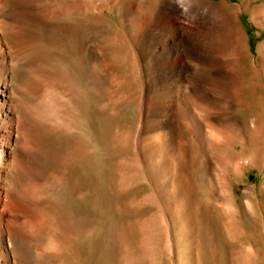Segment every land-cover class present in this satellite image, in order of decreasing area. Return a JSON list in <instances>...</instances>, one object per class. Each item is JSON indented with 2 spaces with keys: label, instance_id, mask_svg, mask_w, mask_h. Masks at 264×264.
<instances>
[{
  "label": "bare ground",
  "instance_id": "6f19581e",
  "mask_svg": "<svg viewBox=\"0 0 264 264\" xmlns=\"http://www.w3.org/2000/svg\"><path fill=\"white\" fill-rule=\"evenodd\" d=\"M113 1L115 2V0ZM113 1L110 2L111 5H113ZM256 1L257 0H242V3L235 6L229 5L224 1L211 2L209 0H155L153 2L154 7H152V10L148 9L150 14V18H148L149 25L146 31H144V33L147 32L146 34H148V36H146L148 40H150L152 53L149 52L150 54H145V56L149 61L148 74L150 75V79L157 83L162 90L160 97L162 101L157 118L154 116L156 113L153 105V114H151L153 118L147 123L146 116L149 106H146V76H143L145 61L143 62L141 51L137 48L139 37L138 40L130 39L121 32H112L109 38L106 37L107 39L105 40L102 39L103 36L100 33L99 35H101L102 38H100L101 36L99 37L98 34L97 36L90 35L89 33H85L83 37L80 36L84 43L83 46L81 45L84 47L82 48V50L84 49V60L88 66V73L92 80H89L92 82L91 87L100 86L107 94V100L103 104V107L110 106L116 109L118 105L125 103L128 98H130V95L127 93L132 92L125 88L129 85V80L132 79L130 75L135 73L139 77L138 83H136L137 85L134 83L137 87L136 102H133V104L136 103L134 119L136 123L135 128H133L132 131L125 129V131H123L121 130L123 128L122 125L119 127L118 123H116L117 127L120 128L119 130L117 127L113 129L112 124L106 136L107 147H111V154L116 157V160L118 159L116 161L117 169L114 168L117 170L118 179L116 181L113 179L110 180H112L113 184L120 190L126 189L132 180L141 179L143 177L141 161L142 156H145L144 147H147L150 151L160 150L162 162H160L159 166L156 165V174L160 178V183L165 188L168 197L180 206L177 217L178 227L180 226L183 228L184 232L181 233L183 237H181L182 242L180 240L179 244H183L182 247L186 249L181 253L179 259L180 264L184 262L195 264L196 262L195 254L198 247L197 240L199 238V235L197 238L199 230L197 232L196 225L198 226L199 223L198 221L196 223L198 211L195 202V191L197 183L201 186L206 184L203 183L208 176V172L209 170L212 171L215 165L216 167L214 168L218 171H214L215 174L219 172L223 173L220 174L218 182L215 177V182H217V184L210 183L209 186L215 191H217L216 189L220 190V193H222L224 209L220 218L222 219L220 220V222L222 221L221 227L227 238L231 241H236L240 236H243L242 230L240 231L239 228V230L237 229L235 225L236 221H234L233 218L238 207L232 193L230 180L228 177H223V174L229 172V169L227 165L221 163L223 161L221 159L222 157H217L213 151H216L215 153L217 154V151H219L220 154H224L222 151L228 150L227 148H231L237 143L245 148L243 153L237 156L233 154V156H236H234L236 159L239 158L240 155H248L247 157L245 156L246 158L244 157V159H235L236 163L234 164V170L237 171V173L245 163H247V165L257 166L264 160V41L260 42L254 52H252L248 43L249 41H247L244 34L245 31H243L239 22L240 16L247 13L252 22L264 32V0L257 4L255 3ZM97 2V4L95 3L96 5L102 3L99 1ZM106 4L108 5V3ZM94 6H92V0H0V264H58L62 258L61 256L67 249V247L64 249V245L68 240L77 238V235L80 233L89 236V230L91 229L89 226H85V223L79 219V221H75V216H73L75 219L72 218L69 210L68 214L64 212L63 208H66L65 211L68 209L64 206H69L70 203L68 204L63 200L64 202H62L67 204L65 205L58 201L57 194L60 189H63V185L66 184V174L64 173L65 162H62L63 159L61 160L60 157H58L60 154H57L61 148L58 151L53 148L54 152L56 151L55 153L53 152L54 154L52 152L49 153L48 150V154H46V152H44L46 149H43L45 145L44 140L51 135L58 137L61 134H68L71 140L74 141L76 147L81 148H85V142L87 140L84 136L85 131L81 127V115L84 113L80 115V111L77 109L80 105L79 97L81 89L75 85L76 83L73 82L70 77L69 61L68 63L65 62L66 58H64V60L63 57H61L62 55H59L60 52H66V47L62 51L59 50L61 49L60 47H64L67 44L61 45L60 47L58 45L60 48L59 50L54 47L55 45H52L53 48L50 45L52 42L48 44L44 40L43 29L46 28L47 21L50 19H56L66 14L84 15L93 18L98 17L101 15V12H96ZM120 7L119 9L122 12V16L129 18L130 22L136 24V26L139 21L143 20L144 11H146L145 9L147 8L146 2L143 0H126ZM159 9L161 10V15L158 14ZM145 14L148 16V13ZM172 20H176V22ZM83 22L86 23L84 20ZM52 23L53 22H51V24ZM69 27H71V25ZM72 27L74 28V26ZM77 27L75 25V28L79 31L82 28L80 26L81 28L79 29V24ZM154 28H157V31H155ZM68 30L69 33L70 28ZM61 31L63 34L67 32ZM83 31H86V29ZM142 32L143 30H141V33ZM70 33H73V30H71ZM76 33L72 35L75 37L77 35ZM78 34L80 35V32ZM65 35H67V33ZM73 43H75L73 46H76V42ZM71 45L67 48L72 47ZM81 46L79 43V47ZM132 46L136 48V56L134 59V55L132 56L133 52L130 48ZM159 48H161L160 51ZM155 49H157L156 52ZM73 50L71 53H76ZM179 57H182V59ZM81 68L83 67L81 66ZM16 71L21 73L23 79V83L18 87L16 85L20 82H17V84L15 83V85L12 81L14 79L12 75L15 74ZM72 76H74V78H80L77 76L75 77L73 74ZM83 76L86 77V75H82V77ZM83 80H80V82L85 81ZM124 88L128 91L127 93L124 92ZM130 88H132V86H130ZM97 89L100 90V88ZM17 93H19L18 99L21 97L19 100L17 99L18 101L14 97ZM131 97L134 98L133 96ZM149 100L151 99L147 97V101ZM226 103L229 104L227 109L224 108V104ZM237 110L251 114L252 120H250V126L248 125L249 129L247 131H245L242 126L240 127L235 124L230 125L229 122H227L233 118L231 117L232 113ZM116 112L117 111H115V113ZM112 119V122L116 120L115 117L114 120ZM105 121L107 122V119ZM82 122H84V120ZM228 125L230 127L229 132H231L234 137L232 139L220 138V135H223V132L228 129ZM106 126L109 125L106 124ZM101 129H103V127ZM186 131L192 134V137L197 141L199 147H192L187 157L185 156L186 153H183L186 157V159L184 158L185 160L178 159L177 157L180 152L178 151L179 146L176 145V142L177 140L180 141ZM152 133L153 135H151ZM229 134L230 133H228V135ZM149 135L153 139L152 142L149 140ZM232 135H230V138ZM46 140L49 141V139ZM57 144L59 145V143ZM48 145L50 146L51 144ZM209 145L212 147H208ZM46 146L47 145H45V147ZM60 147H62V145ZM125 147H132L137 152L134 160H128L127 156H125L126 158L123 157L124 155L122 152ZM87 149H89V147ZM90 149H93V146H90ZM229 151H232V149ZM225 153L228 154L229 152L225 151ZM154 159L153 161H155ZM174 160H179V164L174 165ZM153 164L155 166V163ZM100 166L102 167V165ZM114 166H111V168ZM192 168L194 169L195 176L196 174L199 175L196 177V181H194V179L193 181L190 180V178L195 177L189 176ZM14 170H19L21 172L19 175L23 174L26 177V180L24 179L25 181L23 182H27L29 187L26 188L27 185L23 187L24 189L29 188L27 192L35 198V200H30V202H33L32 205L37 207L40 218L43 216L46 219L51 218L53 219L51 221H55L54 223L61 227L65 237L62 244L59 243L57 245V241H55V243L53 237L48 234L50 232L45 231V229L48 230L47 228L43 227V230L41 229L42 226L39 228L36 227L35 222L37 221H33L32 215L28 213V211H22L23 200L21 202L19 201L20 199L18 200L17 198L21 193L19 190L20 187L15 182H18L19 179L13 181L14 178H11L13 172H15ZM233 173L234 174H231L236 175L235 172ZM217 176L219 178V175ZM17 178L18 177H16V179ZM207 180L210 182L209 179ZM21 182L19 181L18 183ZM108 182L109 180L107 183ZM194 182L195 191H193L192 188V183ZM19 185L21 186L22 184ZM113 188L116 187L114 186ZM205 189H207L206 185ZM214 195L212 194V198ZM114 196L117 197L116 195ZM70 197L67 199L68 201ZM152 198L153 200H151ZM72 199L75 202V199ZM145 200L147 202L151 200L152 203L154 201L157 203L154 197ZM145 200H139V205L141 204L140 202L143 203ZM254 202H251V204L248 202L250 206L245 203V206L254 207L256 201L254 200ZM152 203L150 202V204ZM252 203L255 205L252 206ZM131 204H129V206H131ZM136 204H138V201ZM24 205L26 204L24 203ZM133 205H135L134 202ZM29 206L31 207L30 204ZM25 208L27 207L25 206ZM253 210L257 209L255 208ZM217 211L220 213L219 210ZM239 211L241 210L239 209ZM157 212L160 213L159 211ZM111 221L109 223H111ZM119 221L120 220H118V222ZM150 221L148 220V222H146L145 220V223H147V225L149 224V227L155 224V222L150 224ZM158 221L156 220L157 224L160 223ZM144 226L143 224L142 228ZM109 227H114V225ZM145 229L146 228H144V230ZM150 229H153V227ZM161 229H163V226ZM154 230L156 229L154 228L153 231ZM113 231L114 229L112 232ZM176 231L177 230H175V232ZM113 233L115 234V232ZM92 234H94V232ZM168 234L170 233H167V236ZM157 238L162 242V237L158 236ZM148 241L149 240H147V242ZM127 242L129 246L125 243V245L123 244L124 248L130 247L128 240ZM144 244L145 242H143V245ZM108 245L109 243L107 246ZM152 245H154V242ZM160 247L159 249H162V247ZM170 249L171 248H169V250ZM126 250L129 252L123 251L124 255L128 253L130 256L132 254L131 252L136 249H130L133 250L130 251L129 248H127ZM147 250L151 251V249L149 250L148 248ZM67 251L70 250L68 249ZM140 252L139 254L137 253V256H135L136 253L134 252L135 257L131 255L129 258V256L126 255L125 260L123 259L124 263L130 264L133 260L132 263H142V261H144L143 257H147V254L146 252H142L144 253L143 256ZM248 252L250 251L236 252V264H253L254 262L251 261V258H249L251 262L247 260V255L250 257L254 252ZM108 256L111 255L109 254ZM157 258H155V260ZM59 264H61V262ZM106 264H110L109 260Z\"/></svg>",
  "mask_w": 264,
  "mask_h": 264
},
{
  "label": "rangeland",
  "instance_id": "374dc122",
  "mask_svg": "<svg viewBox=\"0 0 264 264\" xmlns=\"http://www.w3.org/2000/svg\"><path fill=\"white\" fill-rule=\"evenodd\" d=\"M93 1L94 0H92V6H94L95 3L97 4L98 3L97 1L102 2L98 5L95 4V6H94L96 8V9L94 8V10L96 12L97 11L101 12L100 16L93 18V17L84 16V15L66 14L65 16H61V17L56 18V19H50L51 21L50 20L47 21V26H45L46 28L44 27L45 29H43L44 30V40L46 41V43L50 44L52 42L50 45L51 46L55 45L54 47H56V49H58V50L61 48L59 51L64 50L66 47V49H65L66 52L63 51L62 53L61 52L59 53V51H58V53L60 56L62 55L61 57H63V59L66 58V60L64 59L65 62L68 63V61H69L70 64L68 63V65H69L70 77L72 78L73 82L76 83L75 85H77V87H79L81 89V93H80L81 98L79 97V104L80 105L77 107V109H78V111H80L79 112L80 115L82 113H84L81 115L82 116L81 117L82 118L81 127L85 131L84 136L87 139L85 142V145H86L85 148L86 149L83 147H82L83 149L81 147H76V145L74 144V141L71 140V138L69 137L68 134H61L58 137H54L53 135H51L52 137L49 136V138H46V139H49V141L46 139L44 140V144L47 146L45 147V145L43 144L44 145L43 149H46L45 151L44 150L43 151L46 152V154H48L47 153L48 151H49V153H51V152L53 153L54 150L58 151L61 148V150L57 154H60V156L58 155V157H60L61 160L63 159L62 162H65V165H64L65 172L64 173L66 174L65 175L66 184L64 183L65 185H63V187H62L63 189L59 190L57 197H58L59 203H62L65 205H67L66 203H68V204L70 203L69 206L68 205L64 206V207L68 208L66 211H65L66 208L65 209L63 208L64 212L66 214H68V210H69V213L71 212L70 216H72V218H74L73 216H75V218H76V219L74 218L75 221L80 220V221L85 223V226H89L91 228L89 230L91 232V233L89 232L90 237L84 235V233H80L77 235L78 239L75 238L73 240H68L67 243H65L66 246L64 245V249H65V247H67V249L64 252V254L61 256L62 258H61L60 262H61V264L62 263L63 264H103V263L106 264V262L109 260L110 264H125L124 263L125 256L126 255L129 256V254L126 253L124 255L123 251L129 252L128 250H126L127 248H129V250L130 249H133V250L136 249L135 251L130 250V251H133V252H131L132 254L130 253L132 255V257L137 256L140 251H142L144 253L146 252V254H147V257H146V256H144V253L140 252V254H143V256L145 257V258L143 257L144 261H142V263H132L134 261L133 260L130 264H180L179 259L181 257V253H183L184 250H186V249H184V247H182L183 244H179L180 240L182 242L181 237H183V235H181V233L184 232L183 228H181L180 226L178 227L179 224H178V218L177 217H178V214L180 211V206L177 203L173 202L168 197V194H167L165 188L160 183V181H161L160 178L156 174V165L159 166L160 162H162V157H160V155H162V154H160V150L150 151L147 147H144V149H145L144 155L145 156L144 157L142 156V161H141L143 177L141 179H135L136 181L132 180L131 181L132 183L131 182L129 183L130 185L132 184L131 186L128 184L126 189L120 190L116 185L113 184V181L110 180V179H113L116 181L118 179L117 178L118 173L116 170L117 169L116 168V164H117L116 161L118 159L116 160V157L111 154V151H110L111 147H107L106 136L108 135V131L110 130L109 127L112 124H113L112 125L113 127L112 126L111 127L113 129H116V127H117L116 123H118L119 127H120V125H122L123 128L121 126V128H122L121 130H123V131H125V130L132 131L133 128H135L136 123H135L134 119H135V113H136V111H135V104L136 103L133 104V102H136L135 98H137V87H136L137 84L136 83H138L139 77L135 73H132L130 75V77L132 79L130 78L131 80H129V85L125 88H126V90H128V91L131 90L132 92L126 91L125 88L123 89L124 92H126V93L128 92L127 94L130 95V96L128 95L130 98H128V100L125 103L118 105L116 107L117 110L115 108H111L110 106L103 107V104L107 100V96H106L107 94L105 93V91L100 86L94 87L95 90L97 88H100V90L97 89L96 91L94 90L93 87H91L92 82H90V81H92V80H91L89 73H88L89 72L88 66L84 60V49L82 50V48H84V47H82L84 43L81 40L82 38H80V36L83 37L85 33L86 34L89 33L90 35H97V34L99 35V33H100L103 36V38L101 35H99V37L101 36L100 38L105 40V39L109 38V36L111 35L112 32L124 33V35L128 36L130 39H135V40H138V37H139V42H138L137 48H138V50L140 49L139 51H141L143 62L145 61V63H144V75L143 76H146L145 77V83H146L145 84V95H146L145 97H146V106L147 107L149 106L147 108L148 113L146 116V118H147L146 123L149 122L150 119L152 120V118H153L152 117L153 115H151V114H153L152 113L153 105H154V111L156 113V115H154V116H155V118H157V115L159 113L160 104L162 101V99H160L161 94H162V90L157 85V83H155L154 81H151L150 75L148 74L149 73V70H148V65H149L148 62L149 61H148V58L145 56V54L148 55V54L152 53V50L150 48L151 47L150 40H148V37H147L148 34H146L147 32L144 33V31H146V29L149 25V19L148 18H150L149 17L150 14L148 11L152 10V7H154L153 2L155 0H143L144 2H146L147 8L145 9L146 11H144L143 20L139 21L137 26H136V24L130 22L129 18H126L125 16H122V14H121L122 12L120 11L119 8H121L120 7L121 4L124 3L126 0H124V2H123V0H115V2L113 0H109V1L108 0H102V1L97 0V1H94V3H93ZM111 1H113V5H111V3H110ZM209 1H211V2H222V1H224V2L228 3L229 5H234V6L242 3V0H209ZM260 1H263V0H257L255 3L257 4ZM106 3H108V5ZM114 4H115V6H114ZM102 5H104L106 7H104ZM99 8L102 10H100ZM159 10H158V14L161 13V10L160 11ZM145 13H148V16H146L147 14H145ZM126 19H127V22H126ZM83 20L86 21V23H84ZM88 20H90V21H88ZM172 21L176 22V20H172ZM51 22H53V23L51 24ZM239 22H240V25H241L243 31H245L244 34L247 38V41H249L248 43H249L250 49L252 52H254L257 45L260 42L264 41V32H263V30H261L259 27H257L252 22L249 14H247V13L240 16ZM78 24H79V29L82 27L81 28L82 31L81 30L79 31L77 29ZM68 25L69 26L71 25V27H69ZM75 25L77 28H75ZM72 26H74V28ZM67 27L70 28V32H71V30H73L74 35L77 32L76 34L78 36L76 35L74 37V35H72L73 33H70V32L68 33L69 28H67ZM91 27L94 30H92ZM85 29H86V31H83ZM87 29H89V30H87ZM156 29L157 28H154L155 31H157ZM61 30H63V32H65V31H67V32H65L63 34ZM123 30H124V32H123ZM141 30H143L142 33H141ZM95 31H96V33H95ZM79 32H80V35L78 34ZM92 32H93V34H92ZM60 33H62V34H60ZM66 33H67V35H65ZM45 34H46V36H45ZM70 34H71V36H70ZM61 36H63L64 38ZM72 37H74V38H72ZM69 41H70V43H69ZM67 42L69 43V45ZM73 42H76V46L78 45L77 48H76V46H73V44H75ZM77 42H79L80 46L81 45L82 46L79 47V43H77ZM60 43H62V44H60ZM64 44L65 45L67 44V45L64 47L62 46L63 47V49H62V47H60V46L64 45ZM58 45L60 48L58 47ZM70 45L72 47L67 48ZM74 47L76 49H78V47H79V49L76 50ZM130 48L133 52L132 56L134 55L133 56V59H134L136 56L135 55V53H136L135 49L136 48L133 46ZM67 49H69V50H67ZM72 50L75 51L76 53H74V52L71 53ZM160 50H161V48H159V51ZM156 51H157V49H155V52ZM72 54H74V55H72ZM68 55H69V57H68ZM70 58L72 59V61ZM75 58L77 59V61H80V62H77ZM179 58L182 59V57H179ZM82 62H83V64H82ZM186 63H188V62H186ZM74 64L76 65V68H75ZM79 65H81L83 68H81V66H79ZM119 72L122 73L121 71H119ZM19 73H20L19 71H16L15 74L12 75V78H14L12 80L14 84L15 83L17 84V82L18 83L20 82L17 85L15 84L17 87L23 83L22 82L23 81L22 75H21V73L20 74ZM18 74H19V76H18ZM72 74L75 75V77L77 76L80 78H74V76H72ZM82 75H86V77L85 76L82 77ZM19 77H21V78H19ZM80 80H83L84 82H82V81L80 82ZM146 80H147V82H146ZM76 81H78V82H76ZM130 86H132V88H130ZM83 87H85V88H83ZM259 92H261V91H259ZM18 94L19 93L15 94V96H14L16 100L18 99V96H19ZM84 95H85V97H84ZM131 96H133L134 98H132ZM147 97H148V99H151V100L147 101ZM81 102H83V103H81ZM83 104H85V105H83ZM228 107H229L228 103L224 104L225 109H227ZM103 110H106V111H103ZM115 111H117V112L115 113ZM119 112H120V114H119ZM118 116H119V118H118ZM114 117L116 120H114ZM231 117H233V118H231V120L227 121V122H229L230 125L235 124V125H238L240 127L242 126V128L245 131H247L249 129L248 127L250 126V120H252L251 114H249L248 112L246 113L245 111L243 112V111L237 110L236 112L232 113ZM106 119H107V122L105 121ZM111 119L114 120L115 122L114 121L112 122ZM83 120H84V122H82ZM104 121L109 126H106L105 123L103 124ZM114 124H115V126H114ZM84 125L87 128H85ZM102 127H103V129H101ZM119 127H117V129ZM139 128H140V126H139ZM141 128H142V125H141ZM227 128L228 129H226V131L223 132V135L221 134L222 136L219 134L220 138L224 137L227 139H232L234 137L232 135V133L229 132L230 131L229 125ZM119 130H120V128H119ZM228 133H230V134L228 135ZM64 135H65V137H64ZM151 135H153V133ZM230 135H232L231 138H230ZM51 139H52V142H51ZM149 140H150V142H152L153 139L151 136H150ZM55 143L56 144L59 143V145L60 146L62 145V147H60L58 144L56 145ZM48 144H51V145L49 146ZM176 145L179 146L178 151L180 152L178 154V157H177L178 159H184V158L186 159L187 154H188L189 150L192 149V147L193 148L196 146L199 147L197 144V141L194 140V138L192 137V134L189 133L188 131L185 132L184 136L181 137L180 141L177 140ZM56 146H58V147H56ZM90 146H93V149H90ZM63 147H64V149H63ZM88 147H89V149H87ZM208 147H212V146L209 145ZM32 148H34V147H32ZM47 148H49V149H47ZM51 148H52V150H51ZM53 148H54V150H53ZM227 149L228 150H225V151H228L229 152L228 154H231V155H228L227 153H225V151H222V152H224V154L223 153L220 154L219 151H217L218 154L215 153L216 151H213V152L215 155H217V157L218 156L220 158L222 157L221 159L224 162L222 161L221 163L223 165H227V168L229 169V172H227L226 174L224 173L223 177L224 178L228 177L230 180L232 193H233V196L235 198V201H236V204L238 207L237 212L233 216V218H234V221L237 222V224L235 222L237 229L239 228L240 231L242 230L243 236H240L236 241H231L227 238L225 232L223 231V229L221 227L222 221L220 222V220H222V219H220V218H221V215L223 214V209H224V203L222 201L223 200L222 199L223 198L222 193H220L221 192L220 190L216 189L217 191H215L212 188H210V186H209L210 183L211 184L212 183L217 184L218 180L220 179V174L223 173V172H221V173L219 172V173L215 174L214 171L217 170L216 168H214V167H216V165H215L213 167L212 171L209 170V172H210V173L208 172L209 177L207 176L208 178L206 177V180L203 183V184L206 183L205 185H206L207 189H205V185L201 186L200 184H198L196 182L197 186H196V191H195V182L192 183L193 191H195V202H196V207H197V211H198V213H197L198 217L196 216V223H197V221L199 223L198 226L196 225L197 232L199 230V233H197V238H198V235H199V238L197 240L198 247H197L196 254H195V261H196L195 264H236L235 253L238 251H250L248 253L254 252V253H252L253 255L252 254L250 255V257L247 255V257H248L247 260L250 261L249 258H251L252 259L251 261L254 262L253 264H264V193H263V191H264V166H263L264 160H263V162H261L257 166L256 165H247V163H245V165L242 166L239 169L240 171L237 173V171L234 170V164L236 163L235 157L237 155H239L240 153H243V150H245V148H243L240 144L237 143L236 145L234 144V146H232L231 148L229 147ZM230 149H232L233 152L229 151ZM239 151H241V152H239ZM125 152H126V154H125ZM235 152H237L238 154ZM122 153L124 155V156L122 155L124 158H126L125 156H127V159L132 161L136 158L135 156H136L137 152L132 147H125ZM183 153L184 154L186 153V155H185L186 157L183 155ZM233 154H235L236 156L234 155L235 156L234 157ZM245 156L247 157L248 155L247 154L246 155L245 154L240 155L239 158H237L236 160L241 159V158L244 159ZM157 157H158V159H157ZM143 159L145 162L143 161ZM153 159L156 162L153 161ZM113 161H115V162H113ZM112 163H115V164H112ZM153 163H155V166ZM176 164L177 165L179 164V160L178 161L174 160V165H176ZM100 165H102V167ZM96 166H97V168H96ZM111 166H114V167L111 168ZM152 166H154V167H152ZM106 168H108V169H106ZM114 168H116V169H114ZM109 169H111V170H109ZM113 169H114V171H113ZM14 171L16 173L13 172L14 176L12 175V177H11V178H14L13 181L19 179L18 182L19 181L23 182L26 180V177L23 174L19 175L21 173L19 170H14ZM99 172H101V173H99ZM105 172H106V174H105ZM107 172H108V174H107ZM216 172H218V171H216ZM233 172H235L236 175H232V174H234ZM16 175H18V176H16ZM112 175H114L115 177ZM217 175H219V178ZM15 176L18 178L16 179ZM189 176L190 177L195 176L193 168L191 169V173H189ZM197 176H199V175L196 174V176L190 178V180L193 181V179H194V181H196ZM215 177H216L217 182H215L216 181ZM20 178H21V180H20ZM107 178L109 180L108 183H107V181H108ZM207 179H209L210 182ZM137 180H139V181H137ZM15 182L20 187L19 190L21 192L19 194L20 198L19 197H17V198H18V200L20 199L19 201H21V202L23 200V202L26 204V205H24V203L22 202V204H23L22 211L23 210H24V212L28 211V213H30L32 215L33 221H37V222H35L36 227L39 228L42 226L41 229H43V230H44V228H47L48 230L45 229V231L50 232L48 234L53 237L54 242L57 241V243L55 242L57 245L59 243L62 244V242H64V240H65L64 232L62 231V229L59 225L54 223L55 221H51L53 219H51V218L46 219L44 216L40 218V213H39L37 207L35 205H32L33 202H30V200L31 201L35 200V198L33 197V195H31V194L29 195V193L27 192L29 190V188L26 189L27 187H29V185H27V182H23V183L22 182L18 183L17 181H15ZM19 184H22V185L20 186ZM25 185H27V186L24 189ZM66 185H68L69 187ZM114 186L116 188H113ZM66 188L68 189V191ZM70 191H71V193H70ZM72 191H74V192H72ZM120 191H122V192H120ZM74 193H75V195H74ZM60 194H61V196H60ZM212 194L213 195L215 194L214 197L215 196L216 197L212 198ZM114 195H116L118 198L115 197ZM94 196H96V197H94ZM148 196H149V198H148ZM69 197H70V200L68 201L67 199H69ZM151 197H154V199L157 201L158 204L155 203V201L153 202L154 204L152 203L151 200H153V198L151 200H148ZM72 198L75 199V202L76 201H78V202L75 203ZM251 198H252V200H251ZM60 199H61V201H60ZM145 199H147L148 202ZM63 200H65L66 203H63L64 202ZM118 200H119V202H118ZM139 200H142V201L145 200L143 202L144 204L142 202H140L141 204L139 205ZM254 200L256 201V205L252 203V206L255 205L254 207L245 206V203L248 204V202H249L251 204V202H254ZM107 201H109V202H107ZM132 201L135 203V205H133ZM135 201L136 202L138 201V204H136ZM150 202L152 204H150ZM27 203H28V206H27ZM29 204L31 205V207L29 206ZM129 204H131V206H129ZM250 204H248V205L250 206ZM25 206L27 208H25ZM157 206H158V209H157ZM34 208L36 211L34 210ZM69 208H71V209H69ZM252 208L253 209L256 208L257 210H253ZM25 209H26V211H25ZM239 209L241 211H239ZM217 210H219L220 213ZM248 210H250V211H248ZM157 211H159L160 213H158ZM73 213H74V215H73ZM172 216H174V217H172ZM155 217H157V218H155ZM149 218H151V219H149ZM198 218H199V220H198ZM200 218H202V219H200ZM117 219L120 221L118 222ZM155 219L157 221L159 220L158 222H160V223L157 224ZM145 220H146V222H148V220L149 221L151 220L150 224H153L154 222H155V224L150 225V227H149V224L147 225V223H145ZM110 221L112 224L109 223ZM139 221H141V222H139ZM176 221H177V223H176ZM115 222H117V223H115ZM138 222L140 223V225ZM109 224H111V225H109ZM143 224L145 226L142 228ZM44 225L47 227H45ZM113 225H114V227L116 226L117 228L116 227L115 228L109 227V226H113ZM138 225H139V227H138ZM167 225H168V227H167ZM151 226L153 227V229L154 228L156 229V230H154L155 232L153 231V229H150V228H152ZM162 226H163V229H161ZM93 227H94V229H93ZM144 228H146V229L144 230ZM113 229H114L113 232H115V234L112 232ZM93 230H95V231H93ZM171 230H173V231H171ZM175 230H177V231L175 232ZM93 232H94V234H92ZM142 232H143V234H142ZM166 232L170 233V234H168V236H167ZM96 233H97V235H96ZM151 233H153V234H151ZM174 234H176V235H174ZM95 235H96V237H95ZM108 235H110V236H108ZM112 235H114V236H112ZM142 235H143V237H142ZM156 235L163 238V239L161 238L162 242H160L161 240L159 241V239L157 238L158 236H156ZM147 236H149V237H147ZM86 237H88V238H86ZM79 238H81V239H79ZM147 238H149V239H147ZM58 239H60V240H58ZM126 239L129 241L130 247L124 248L125 243H126V245H128V242ZM147 240H149V241L147 242ZM105 242H106V244H105ZM143 242H145L144 245H143ZM153 242H154V245H152ZM108 243H109V245L107 246ZM159 245L162 247V249H159V247H160ZM179 245H181V246H179ZM68 246L71 248H69ZM144 246H145V249H144ZM155 246H156V249H155ZM168 247L171 249L169 250ZM102 248H103V250H102ZM116 248L118 251L116 250ZM147 248L149 250L151 249V251H148ZM68 249L70 251H67ZM111 250H113V251H111ZM101 251H103V252H101ZM156 251H157V253H156ZM70 252H71V254H70ZM134 252L136 253L135 256H134ZM108 253L112 256V258H111V256H108L109 255ZM111 253L114 255H112ZM148 253H150V254H148ZM106 254H107V256H106ZM66 256H68V257H66ZM130 256H129V258H130ZM155 258H157V259L155 260ZM57 262H58V260H57ZM183 264H188V263L184 262ZM250 264H252V263H250Z\"/></svg>",
  "mask_w": 264,
  "mask_h": 264
}]
</instances>
